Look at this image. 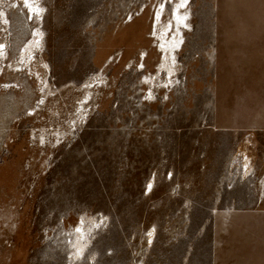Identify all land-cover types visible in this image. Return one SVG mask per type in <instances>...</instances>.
<instances>
[{"label":"rangeland","instance_id":"1","mask_svg":"<svg viewBox=\"0 0 264 264\" xmlns=\"http://www.w3.org/2000/svg\"><path fill=\"white\" fill-rule=\"evenodd\" d=\"M259 203L264 0H0V264H214Z\"/></svg>","mask_w":264,"mask_h":264},{"label":"crops","instance_id":"2","mask_svg":"<svg viewBox=\"0 0 264 264\" xmlns=\"http://www.w3.org/2000/svg\"><path fill=\"white\" fill-rule=\"evenodd\" d=\"M241 42L253 44L259 33H234ZM249 37V38H248ZM238 40H235L237 42ZM257 214L236 216L233 234L214 240V264H264V203H259Z\"/></svg>","mask_w":264,"mask_h":264},{"label":"snow or ice","instance_id":"3","mask_svg":"<svg viewBox=\"0 0 264 264\" xmlns=\"http://www.w3.org/2000/svg\"><path fill=\"white\" fill-rule=\"evenodd\" d=\"M31 3H33V0H24V4L25 6H29ZM37 43H39V41H37ZM81 223H83V221H81ZM99 225H96V227H98ZM83 231V229L80 226H77L75 229L76 233H81ZM77 254H79V252H77Z\"/></svg>","mask_w":264,"mask_h":264},{"label":"bare ground","instance_id":"4","mask_svg":"<svg viewBox=\"0 0 264 264\" xmlns=\"http://www.w3.org/2000/svg\"><path fill=\"white\" fill-rule=\"evenodd\" d=\"M36 13V12H35ZM153 183L154 181L152 180L149 184H148V187L146 189H148V191H152L153 189Z\"/></svg>","mask_w":264,"mask_h":264}]
</instances>
